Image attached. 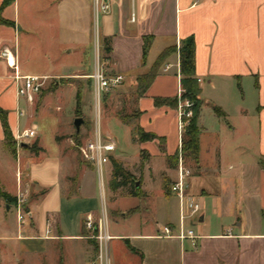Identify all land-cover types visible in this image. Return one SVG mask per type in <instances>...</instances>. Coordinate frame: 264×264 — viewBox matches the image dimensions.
Returning <instances> with one entry per match:
<instances>
[{
	"label": "crops",
	"instance_id": "crops-1",
	"mask_svg": "<svg viewBox=\"0 0 264 264\" xmlns=\"http://www.w3.org/2000/svg\"><path fill=\"white\" fill-rule=\"evenodd\" d=\"M109 1L110 12L98 17L100 38H111V52L104 51L102 42L101 62L96 63L106 75L121 74V87L132 85L136 90L137 76L148 72L164 49H177L189 38L194 41V77L200 89L199 153L196 163H187L191 175L186 191L202 205L199 224L184 220L199 236L195 244L159 235L162 225L177 230L180 223L179 198L168 189L177 175V102L175 106L154 103L155 99L177 100L181 76L175 52L164 60L146 91L141 96L135 93L133 102L135 128L159 139L132 143L126 123L116 121L138 150L137 156L128 159L122 151L115 154L119 149L115 143L102 167L107 181L102 184L101 174L99 193L112 236L110 264H264V0ZM15 2L9 0L1 12L13 25L0 23V111L14 142V148L6 143L0 116V156L5 152L15 159L13 186L7 187L0 173V211L15 212L11 225L6 215L0 219V264H100L96 243L87 237L83 225L87 214L100 216L95 210V189L84 188L85 177L93 175L94 182L95 166L85 160L88 167L76 165L65 143L56 139L55 130L47 144L38 137L18 140L24 130H34L33 137L38 136L39 126L31 119L38 110L36 102L40 107L48 103V96L57 105L61 100L58 87L53 94L27 101L17 93L15 74L48 79L58 73L76 76L77 69L40 73L23 69L17 45L22 29L16 27ZM86 6L92 9V4ZM61 18L58 10V23ZM72 28L77 34L75 23ZM146 38L150 44L142 59ZM86 41L75 43L81 46ZM3 50L17 66L16 72L1 55ZM82 72L90 78L93 71ZM213 107L223 114L217 115ZM33 142L41 148L37 153L26 147ZM142 149L147 155L143 161ZM111 158L123 168L133 160L131 167L138 170V179L129 177L113 189ZM72 172L79 175L72 176ZM132 181L137 195L129 193ZM119 190L122 194L113 198L111 193ZM128 198L131 205L123 204ZM19 199L28 212L22 224L16 218Z\"/></svg>",
	"mask_w": 264,
	"mask_h": 264
},
{
	"label": "rangeland",
	"instance_id": "rangeland-1",
	"mask_svg": "<svg viewBox=\"0 0 264 264\" xmlns=\"http://www.w3.org/2000/svg\"><path fill=\"white\" fill-rule=\"evenodd\" d=\"M15 4L16 27L22 29L17 45L19 61L23 69L39 73L51 70L75 71L77 69L76 76L69 77L59 73L50 75L42 88L43 93L35 96L36 101L38 97L49 93L53 94L56 88L60 87L61 103L58 105L53 96H48V99L46 98L48 103H44L40 107L36 102L35 109L38 110L35 111L31 119L38 124L39 131L38 136L31 139L38 137L41 143L47 144L52 141V132L57 131L60 141L64 142L70 150L74 163L82 167H88V164L81 158L78 146L92 138L97 130L103 137H109L116 143L119 147L116 155L122 151L128 159H132L135 154L137 156L138 145L128 142L125 129L117 124L119 120L126 123V132L129 133L130 141L134 143L137 117L133 103L136 96L135 86L121 87V84L101 95L97 100L92 91L91 79L84 77V72H82L90 69L93 71L97 60L101 62L102 39L100 38L99 17L95 16L93 8L88 11L86 6V4H92L91 0H16ZM58 10L62 15L60 23L57 20ZM74 23L78 30L77 34L73 32ZM81 39H87V41L78 46L75 42ZM77 89L80 92L81 116H77L74 110ZM77 117L82 118L83 122L80 125L77 138H72V135L75 134L74 120ZM0 159V173L3 174L4 184L7 187L13 186L15 159L5 152L1 154ZM133 162V160L128 161L129 165H125L124 168L132 172L130 179L137 180L138 170L131 167ZM74 172L70 174L77 177L79 174ZM133 172L136 173L133 174ZM106 181L107 174L103 172L102 184H106ZM165 182V186H168L169 179H166ZM84 185V188L90 192L95 189L97 203L95 210L101 215L98 174H94V182L93 175L92 178L85 177ZM74 190L75 187L72 188V191ZM119 191H113L111 196L118 198L122 194ZM108 200L109 197L106 196L107 208ZM131 200L128 198L122 203L131 205ZM5 213L0 211V219L6 215L7 224H13L14 209ZM108 214L110 213L108 212ZM193 222L199 224L197 219H194ZM186 226L193 228L191 224H186Z\"/></svg>",
	"mask_w": 264,
	"mask_h": 264
},
{
	"label": "built area",
	"instance_id": "built-area-1",
	"mask_svg": "<svg viewBox=\"0 0 264 264\" xmlns=\"http://www.w3.org/2000/svg\"><path fill=\"white\" fill-rule=\"evenodd\" d=\"M92 8L95 16L99 14L109 13L111 5L109 0H91ZM134 20L133 15L130 17ZM2 56L7 58L8 64L13 67L16 72L17 66L8 59V51L3 50ZM167 68V67H166ZM92 81V91L97 100L100 96L108 93L111 89L119 87L123 83V76L121 74L106 75L102 67L96 63L93 72L89 76ZM46 77L37 75L18 76L15 74V80H18L17 93L19 96L25 97L29 102H33L34 97L41 93L44 87ZM182 89L180 87L177 97V129L179 135L178 151H177V165H176V179L170 183L169 190L176 195L180 201V223L177 230L174 226L165 224L161 226V237L175 236L179 239H190L193 244L199 237L195 230L190 226H185L184 220L197 219L202 210L200 201L187 193V178L191 175L189 167L186 165L182 156L181 142L182 137L187 126V118L192 115L193 102L188 98H181ZM34 136V130H24L19 134L18 140L21 138H29ZM72 141V140H70ZM115 142L109 137H103L97 130L92 138L87 139L78 146L81 158L86 162L95 166L98 176L101 181L102 167L110 159V154L115 150ZM16 218L19 224H22L28 218V212L24 208L23 200H18L16 204ZM84 228L88 232V238L96 243L97 260L100 264H110V240L112 236L108 231L107 216L105 208H102L99 217L93 216L91 213L87 214L83 222Z\"/></svg>",
	"mask_w": 264,
	"mask_h": 264
},
{
	"label": "trees",
	"instance_id": "trees-1",
	"mask_svg": "<svg viewBox=\"0 0 264 264\" xmlns=\"http://www.w3.org/2000/svg\"><path fill=\"white\" fill-rule=\"evenodd\" d=\"M9 0H3V2L0 5V23H6V24H11L13 25L12 22H10L7 19H4L1 16V12L3 8L7 5ZM103 42V49L104 51L109 54L111 52V38L110 37H105L102 39ZM150 44V39L146 38L144 40V44L142 47V59L145 58L148 47ZM178 53L179 57V72H180V87L182 89L181 92V98H188L193 102L192 106V115L191 117L187 118V126L185 128V132L182 137V142H181V148H182V156L184 158L185 163L188 162H193L196 163L198 161V153H199V143H198V135H199V130L197 127V118L199 114V107H200V102L198 99V94L200 92L199 85L197 82V79L194 77V41L193 39L189 38L188 40H185L184 42L181 43V45L176 49L175 46L168 47L164 49L156 58L154 64L150 68V70L144 74H141L137 76L136 82H137V87L135 90V93L137 96H141L148 86L151 84L153 79L158 73V69L164 62V60L172 53ZM109 58V57H107ZM91 79V78H89ZM43 93V90H41V93ZM75 113L77 116L80 115V92L79 89L76 90L75 93ZM176 98L174 99H155L154 103L156 105L160 104H169V105H176ZM214 112L217 115H222V111L218 107H213ZM0 116L2 118V124L4 128V134H5V141L6 143L11 147L14 148V142L11 139V134L8 129L5 117L3 113L0 111ZM78 133L75 132L74 135H72V138H77ZM74 136V137H73ZM58 140L59 137H56ZM134 139L135 142L142 143L146 141H152L154 139H159L158 136H156L152 132H146L142 128L136 127L134 129ZM32 152L37 153L41 148L37 146L36 142H33L30 145H27ZM177 155V154H176ZM140 160L143 161L146 159L147 155L145 150H140ZM111 163L113 166V189H116L123 183L129 180L130 174L127 170H125L120 162H117L115 159L111 158ZM117 178L120 180L118 181ZM129 193L131 195H137L138 192L135 190V183L132 181L131 182V187H130ZM169 189V186H168ZM0 195H2V192L0 191Z\"/></svg>",
	"mask_w": 264,
	"mask_h": 264
},
{
	"label": "water",
	"instance_id": "water-1",
	"mask_svg": "<svg viewBox=\"0 0 264 264\" xmlns=\"http://www.w3.org/2000/svg\"><path fill=\"white\" fill-rule=\"evenodd\" d=\"M82 122H83L82 118H80V117L75 118L74 126H75L76 133L79 132V128H80V125H81Z\"/></svg>",
	"mask_w": 264,
	"mask_h": 264
}]
</instances>
